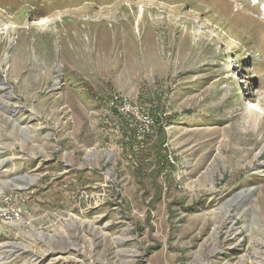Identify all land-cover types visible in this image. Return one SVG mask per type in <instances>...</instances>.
<instances>
[{
	"label": "rangeland",
	"instance_id": "obj_1",
	"mask_svg": "<svg viewBox=\"0 0 264 264\" xmlns=\"http://www.w3.org/2000/svg\"><path fill=\"white\" fill-rule=\"evenodd\" d=\"M10 209L0 264H264V0H0Z\"/></svg>",
	"mask_w": 264,
	"mask_h": 264
},
{
	"label": "built area",
	"instance_id": "obj_2",
	"mask_svg": "<svg viewBox=\"0 0 264 264\" xmlns=\"http://www.w3.org/2000/svg\"><path fill=\"white\" fill-rule=\"evenodd\" d=\"M118 109H119L120 113H122L124 115L129 113V112L131 114H133V112L135 111L134 108H132L129 104H127L125 102H123ZM145 122L147 124L148 120L145 121ZM7 217H9V218L17 217V213L14 210H11V209L10 210H0V218L4 219V218H7Z\"/></svg>",
	"mask_w": 264,
	"mask_h": 264
},
{
	"label": "bare ground",
	"instance_id": "obj_3",
	"mask_svg": "<svg viewBox=\"0 0 264 264\" xmlns=\"http://www.w3.org/2000/svg\"><path fill=\"white\" fill-rule=\"evenodd\" d=\"M23 36V35H22ZM22 38V37H21ZM58 43V42H57ZM19 45V44H18ZM60 45V44H59ZM21 52V51H20Z\"/></svg>",
	"mask_w": 264,
	"mask_h": 264
}]
</instances>
